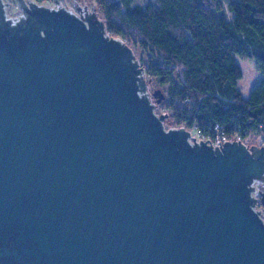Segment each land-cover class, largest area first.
<instances>
[{
  "label": "water",
  "instance_id": "water-1",
  "mask_svg": "<svg viewBox=\"0 0 264 264\" xmlns=\"http://www.w3.org/2000/svg\"><path fill=\"white\" fill-rule=\"evenodd\" d=\"M13 2L0 0V264H264V144L167 127L165 92L95 4Z\"/></svg>",
  "mask_w": 264,
  "mask_h": 264
},
{
  "label": "trees",
  "instance_id": "trees-1",
  "mask_svg": "<svg viewBox=\"0 0 264 264\" xmlns=\"http://www.w3.org/2000/svg\"><path fill=\"white\" fill-rule=\"evenodd\" d=\"M93 2L110 34L133 48L148 82L165 92L159 106L169 111L166 126L242 141L256 132L264 137V0ZM238 56L253 59L261 73L247 98Z\"/></svg>",
  "mask_w": 264,
  "mask_h": 264
},
{
  "label": "rangeland",
  "instance_id": "rangeland-1",
  "mask_svg": "<svg viewBox=\"0 0 264 264\" xmlns=\"http://www.w3.org/2000/svg\"><path fill=\"white\" fill-rule=\"evenodd\" d=\"M10 1L13 2V0H10ZM79 1L81 3H87L90 6H92V3L94 4L93 0H79ZM228 1L229 0H223L225 6L227 5ZM155 2H156V0H134V4L137 3V4H142V5H145L148 3L154 4ZM67 5H68L67 7H69L72 4L70 5L69 3H67ZM13 6L17 7L15 2H13ZM225 10L227 12V15L231 16V14L229 13V11H227L226 8H225ZM237 60L240 63L241 68H242V77L238 80V86L242 92V95L247 98L250 95V92L253 89V87L259 82V80L261 78V73L257 70L253 59H248V58L245 59V58H241L238 56ZM157 87H160V86H158L157 84L149 83L150 92H152ZM160 88H162V87H160ZM159 105L157 106V112L158 113H162V112L169 113V111L167 110L166 107H160ZM170 126H173V125H170V124L167 125V127H170ZM173 127H177V126H173ZM252 140L258 141L259 142L258 145L264 144V137H263L261 132H256L254 134H251L250 136H248L244 140V142L249 145L250 141H252Z\"/></svg>",
  "mask_w": 264,
  "mask_h": 264
},
{
  "label": "built area",
  "instance_id": "built-area-1",
  "mask_svg": "<svg viewBox=\"0 0 264 264\" xmlns=\"http://www.w3.org/2000/svg\"><path fill=\"white\" fill-rule=\"evenodd\" d=\"M190 130H191L192 135L196 137L197 140L210 139L214 145L217 144L218 146H220V143L222 145L226 140H231L227 135L222 134V133H218L215 137H207V136H204L201 130L197 129V127H194ZM235 139H240V138H235Z\"/></svg>",
  "mask_w": 264,
  "mask_h": 264
},
{
  "label": "flooded vegetation",
  "instance_id": "flooded-vegetation-1",
  "mask_svg": "<svg viewBox=\"0 0 264 264\" xmlns=\"http://www.w3.org/2000/svg\"><path fill=\"white\" fill-rule=\"evenodd\" d=\"M62 3L65 4L66 6H68L67 3H69L71 5L72 0H62ZM49 4L53 5L54 1L52 3H49ZM69 7H72V5ZM17 10H18V7L15 6L14 8H12L10 10V12L15 13ZM256 196L258 198L257 207L263 212V215H264V184L257 187Z\"/></svg>",
  "mask_w": 264,
  "mask_h": 264
}]
</instances>
